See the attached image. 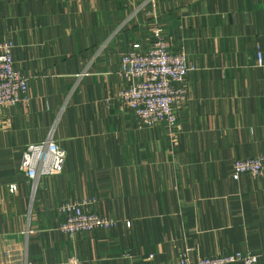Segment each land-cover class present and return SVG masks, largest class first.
<instances>
[{"label": "crops", "instance_id": "1", "mask_svg": "<svg viewBox=\"0 0 264 264\" xmlns=\"http://www.w3.org/2000/svg\"><path fill=\"white\" fill-rule=\"evenodd\" d=\"M154 28L194 67L173 143L117 98L121 55ZM0 39L27 77L0 106V264H175L185 247L193 261L239 251L264 264V180L230 175L264 156V0H0ZM49 132L63 170L29 179L20 155ZM90 197L116 225L60 232V203Z\"/></svg>", "mask_w": 264, "mask_h": 264}, {"label": "built area", "instance_id": "2", "mask_svg": "<svg viewBox=\"0 0 264 264\" xmlns=\"http://www.w3.org/2000/svg\"><path fill=\"white\" fill-rule=\"evenodd\" d=\"M154 40L142 51L127 50L120 57L118 74L128 80L119 90L117 98L138 118L141 124L151 126L162 123L168 127L173 143L177 138L176 115L188 99L183 85L187 72L194 67L187 61L184 47L173 49L158 28L152 30ZM11 40L0 39V106L18 103L27 89V77L14 66ZM256 63L262 64L260 50ZM66 152L49 132L46 138L26 145L22 151L18 169L27 178L59 174L64 167ZM231 179L238 181L241 175L264 180V156L236 159L231 164ZM94 197L81 200H65L58 206L62 220L58 230L71 237L81 231L99 228L110 229L116 220L86 210L94 204ZM257 255L239 251L215 257L190 258V248L185 247L175 264H255ZM51 264H84L76 255Z\"/></svg>", "mask_w": 264, "mask_h": 264}]
</instances>
